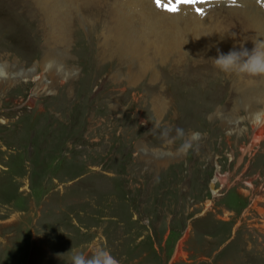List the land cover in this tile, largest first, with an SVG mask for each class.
Here are the masks:
<instances>
[{"label":"rangeland","instance_id":"rangeland-1","mask_svg":"<svg viewBox=\"0 0 264 264\" xmlns=\"http://www.w3.org/2000/svg\"><path fill=\"white\" fill-rule=\"evenodd\" d=\"M22 1L0 0L1 61L29 69L58 49L76 70L69 81L59 73L46 77L48 91L36 90L38 82L0 76V264H70L71 249L91 255L100 247L119 264H264V140L250 149L256 131L248 124L238 147L225 139L217 116H206L215 104L233 109L234 84L201 88L192 80L189 87L184 71L168 63L160 84L132 85L127 66L109 71L97 61L98 51L88 50V29L74 33L92 12L82 0L62 4L73 28L64 47L48 44ZM231 2L212 1L205 16L189 7L168 14L150 0L171 19L191 16L218 29L239 22L235 7L241 6ZM244 3L264 7L263 0ZM232 33L225 36L233 46L251 48ZM114 73L124 79L114 81ZM185 89L205 92L204 100L184 98ZM146 92L179 102L183 121L155 118L149 98H142ZM166 127L170 135L182 128L189 141L191 130L202 137L184 157L158 166L140 151L177 152L182 141L166 144L160 135Z\"/></svg>","mask_w":264,"mask_h":264},{"label":"bare ground","instance_id":"bare-ground-1","mask_svg":"<svg viewBox=\"0 0 264 264\" xmlns=\"http://www.w3.org/2000/svg\"><path fill=\"white\" fill-rule=\"evenodd\" d=\"M66 1L69 0L22 1L24 9L29 8V6L32 7V13L30 14L32 18L36 19V25H38L41 30L42 36L50 39L48 40V38H46L48 44H60L64 47L67 43L71 42L70 39H72L73 29L70 28L71 23H69L71 18L68 16L67 12L62 10V4ZM82 1L83 7L87 11L92 12L91 14L89 12L88 17H82L80 19L79 23L76 24L77 27L74 33L77 31L76 33L80 32L85 35L83 33V28L85 27L88 29L90 38H88V41L86 40L87 42H85V45L89 51H91V49H94L95 52L98 51L97 61L100 59L105 62L109 71H113L116 64L127 66L130 70L128 79L125 78V80H129L132 85H136L137 82L141 80H152L153 82L148 81V83L151 84V87H154L162 82L163 78H161V75L165 70L164 66L170 63L171 69L176 67L184 71L183 73L186 76V82L189 87L193 86V84H191L192 80L197 81L196 84L201 88L210 87L214 84L220 87L219 85L221 83L223 84L230 81V83L234 84V93L236 94L233 109L228 111L222 109L219 104H215L213 105L214 107L210 106V108L207 109L206 116H209L208 119L217 116L219 118V124L225 128V139L227 141H233L238 147L240 139L242 140L243 136L245 137L251 130L256 132L252 139L253 144H250V149L254 147V144L263 142L264 77L249 78L244 76L234 81L236 78L235 74L225 75L220 73L214 67L212 61L220 53L227 54L231 50H239L240 47H244L243 44L233 46V39L226 37L227 34L225 36L227 32H233L237 35L238 40L249 43L251 45L249 50L253 48L252 42L256 38L264 40V11L261 7L248 8L247 3H244L245 0H239V2L243 4L240 5V8L235 7V9L239 11L237 17H239L240 24H238V22L228 28L218 29L213 28V25L207 24V22L202 19H193L191 16L176 17L175 20L171 19L159 13L151 5L150 0ZM78 6H80L83 11L82 5ZM76 9L77 8H74L73 10ZM11 10L12 9H10L12 15L13 12ZM35 10H39L40 12L36 13ZM186 10L187 12L191 11V8H186ZM92 14H96L94 18H92ZM17 16L19 17V15ZM12 18L15 22L17 21L13 15ZM253 29L256 30L254 31ZM238 33H241V36ZM65 51L66 50L58 49H56V51L49 50L47 54V51H45L46 56L41 60V63H38L35 67L33 66L29 69L22 70L20 69L21 66L2 62L0 59V76L10 77L9 79L13 77H22L29 82H38L36 90L41 89L45 91L46 89L48 91L52 85L46 77H55V75L59 73L58 75H60V78L64 81H69L74 75L76 67L68 66L69 59ZM158 63H160L162 67L161 71L156 69ZM40 66L45 68L41 72L39 70L40 73H38ZM186 71H188V73ZM194 72L196 77H191ZM114 74L115 75L112 77L114 81L116 76H119V79H124L123 77L120 78L119 73ZM203 74H206L205 76L208 78L203 79L202 77H198ZM1 82L3 81L1 80ZM185 87L187 88L186 85ZM160 88L159 92L163 93L162 85ZM36 90L35 93H37ZM185 92H187L186 89ZM202 95H205V92L202 94L199 92L193 94L187 92L184 98L194 102H202L204 100ZM145 97L147 99L149 98L152 104V112L155 118L163 119L166 114H170V119L180 120L184 118L178 108L179 102L176 103L177 100L174 93L173 98L176 104H170L169 99L163 96V94L159 96L146 92L145 95L142 96L144 102H146ZM117 106L121 107L120 105ZM210 113L212 114L210 115ZM244 123H246V125L242 127ZM248 124L251 125L250 130L248 129ZM191 131L192 132L188 136L192 137L190 138L192 143L200 144L202 136L193 133V130ZM235 138L238 139V141ZM245 145L246 144L241 145V149L244 148ZM140 152L150 162L153 161L158 166L169 165L170 163L176 162L179 158L184 157V153L178 151L174 152V150L164 151L166 152L164 153L162 151H150L143 147V151Z\"/></svg>","mask_w":264,"mask_h":264},{"label":"clouds","instance_id":"clouds-1","mask_svg":"<svg viewBox=\"0 0 264 264\" xmlns=\"http://www.w3.org/2000/svg\"><path fill=\"white\" fill-rule=\"evenodd\" d=\"M253 48H239L231 50L227 54L220 53L213 59L214 67L225 75L235 74L238 77L258 78L264 77V40L256 38ZM159 128V125H156ZM153 130V128H152ZM151 130V131H152ZM173 129L166 127L160 133L166 144L182 141L177 149L180 153H187L192 148L191 141L185 139L182 128H175V135H170ZM70 264H119V261L106 248H96L91 255L83 251L71 249ZM66 255V254H65Z\"/></svg>","mask_w":264,"mask_h":264},{"label":"snow or ice","instance_id":"snow-or-ice-1","mask_svg":"<svg viewBox=\"0 0 264 264\" xmlns=\"http://www.w3.org/2000/svg\"><path fill=\"white\" fill-rule=\"evenodd\" d=\"M208 0H169V4L172 6H168L165 10L169 13H176L178 12L180 5H196V4H203L207 3ZM235 2V0H233ZM157 7H161V0H155ZM198 15H203V10L200 8L196 9Z\"/></svg>","mask_w":264,"mask_h":264}]
</instances>
